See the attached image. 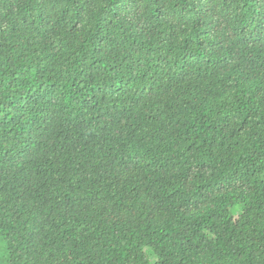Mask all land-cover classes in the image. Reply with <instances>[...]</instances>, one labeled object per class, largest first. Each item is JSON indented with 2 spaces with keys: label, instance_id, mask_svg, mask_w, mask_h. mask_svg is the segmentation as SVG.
<instances>
[{
  "label": "trees",
  "instance_id": "trees-1",
  "mask_svg": "<svg viewBox=\"0 0 264 264\" xmlns=\"http://www.w3.org/2000/svg\"><path fill=\"white\" fill-rule=\"evenodd\" d=\"M0 264H264V0H0Z\"/></svg>",
  "mask_w": 264,
  "mask_h": 264
},
{
  "label": "rangeland",
  "instance_id": "rangeland-1",
  "mask_svg": "<svg viewBox=\"0 0 264 264\" xmlns=\"http://www.w3.org/2000/svg\"><path fill=\"white\" fill-rule=\"evenodd\" d=\"M0 256L3 257V252H1Z\"/></svg>",
  "mask_w": 264,
  "mask_h": 264
}]
</instances>
